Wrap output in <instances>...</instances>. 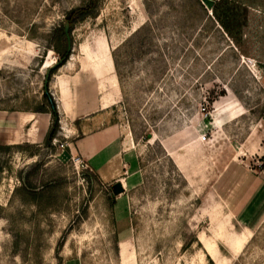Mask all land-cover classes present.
<instances>
[{
  "label": "rangeland",
  "instance_id": "374dc122",
  "mask_svg": "<svg viewBox=\"0 0 264 264\" xmlns=\"http://www.w3.org/2000/svg\"><path fill=\"white\" fill-rule=\"evenodd\" d=\"M84 1L0 0V111L50 110L54 32ZM242 1L235 40L201 0H100L75 26L48 90L56 144L0 141V264H264V0ZM100 124L121 127L141 176L114 198L124 237L111 199L128 174L103 180L70 153Z\"/></svg>",
  "mask_w": 264,
  "mask_h": 264
},
{
  "label": "crops",
  "instance_id": "0c3cea01",
  "mask_svg": "<svg viewBox=\"0 0 264 264\" xmlns=\"http://www.w3.org/2000/svg\"><path fill=\"white\" fill-rule=\"evenodd\" d=\"M239 1L244 6L246 3ZM101 109L103 110L102 106ZM68 109L63 112L68 114ZM93 120V119H92ZM89 121V122H92ZM51 125V116L47 113L33 114L32 113H9L0 111V141H4L7 145H19L22 143H42L45 140L46 134ZM101 126V127H100ZM94 130L83 134L81 138L75 140L70 146V153L80 156L103 180H112L120 177L121 173L128 174L125 178L118 182L122 183L126 189V183L138 185L141 182V176L136 171H131V166L134 165L129 152L126 151V141L121 127L115 125H101ZM122 164L120 165V163ZM180 171L186 177L191 173L186 163L179 167ZM127 171V172H125ZM129 172V173H128ZM191 181V179H189ZM192 182V181H191ZM122 201L120 206L121 213L118 214V202ZM126 199L119 198L116 205V218L118 220V230L122 237L127 234V205ZM243 205V203H242ZM241 207V206H240ZM252 228L247 225L244 232L252 233Z\"/></svg>",
  "mask_w": 264,
  "mask_h": 264
},
{
  "label": "trees",
  "instance_id": "16d2710c",
  "mask_svg": "<svg viewBox=\"0 0 264 264\" xmlns=\"http://www.w3.org/2000/svg\"><path fill=\"white\" fill-rule=\"evenodd\" d=\"M100 0H85L80 7L71 10L65 17L64 23L54 32V40L58 41V45L53 50L58 54L56 64L49 68L45 74L44 98L47 100L49 111H36L38 113H47L51 116V125L46 134L44 145L50 146L59 131V114L57 105L49 93V84L54 75L63 68L69 61L72 54V38L71 32L79 23L89 18H94L98 14ZM213 16L222 26L230 38L235 40L236 32H241L247 24L248 8L238 4L233 0H220L213 8ZM111 206H115V199H111Z\"/></svg>",
  "mask_w": 264,
  "mask_h": 264
},
{
  "label": "bare ground",
  "instance_id": "6f19581e",
  "mask_svg": "<svg viewBox=\"0 0 264 264\" xmlns=\"http://www.w3.org/2000/svg\"><path fill=\"white\" fill-rule=\"evenodd\" d=\"M93 56L95 58V64H94L95 75L100 80L101 89H104L105 88L104 76L107 72L102 67L104 52L98 50L95 54H93ZM68 65H70L68 68H71V65H72L71 60L68 63ZM113 102H114V98H113L112 94H106V96L104 95V97L101 101V106L103 109H106ZM247 237H249V232H244L241 236L240 243L238 244L237 249H240L242 247V245L245 243V240L247 239ZM121 244H122V249H126V241H121ZM122 253H123V251H122Z\"/></svg>",
  "mask_w": 264,
  "mask_h": 264
},
{
  "label": "water",
  "instance_id": "95a60500",
  "mask_svg": "<svg viewBox=\"0 0 264 264\" xmlns=\"http://www.w3.org/2000/svg\"><path fill=\"white\" fill-rule=\"evenodd\" d=\"M201 3L207 8L208 11H212L216 2L214 0H201ZM112 57V55H111ZM125 191L122 183L117 182L112 187V198H115L123 194Z\"/></svg>",
  "mask_w": 264,
  "mask_h": 264
},
{
  "label": "built area",
  "instance_id": "2783aa9c",
  "mask_svg": "<svg viewBox=\"0 0 264 264\" xmlns=\"http://www.w3.org/2000/svg\"><path fill=\"white\" fill-rule=\"evenodd\" d=\"M203 142H206L207 141V135L206 134H204L203 136H202V139H201ZM55 142H57V140L56 139H54V144H56Z\"/></svg>",
  "mask_w": 264,
  "mask_h": 264
}]
</instances>
